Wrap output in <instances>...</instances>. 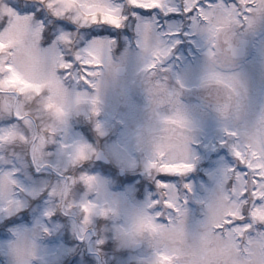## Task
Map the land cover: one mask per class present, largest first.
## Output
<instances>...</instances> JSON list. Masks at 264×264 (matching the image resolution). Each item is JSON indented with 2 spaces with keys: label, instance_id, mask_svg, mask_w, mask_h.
<instances>
[{
  "label": "snow or ice",
  "instance_id": "1",
  "mask_svg": "<svg viewBox=\"0 0 264 264\" xmlns=\"http://www.w3.org/2000/svg\"><path fill=\"white\" fill-rule=\"evenodd\" d=\"M153 12L169 22L190 19L206 42L207 66L201 86L215 94V109L225 121L242 120L249 96L246 75L240 66L243 48L237 38L241 33L264 27V0H183L180 7L171 5L169 0H0V109L29 129H33L32 112L26 107L29 104H38L43 117L56 121L43 125L39 131L33 130L31 138L16 127L0 128V147L17 142L30 145L37 170L46 167L45 148L67 124L68 113L63 105L88 98L95 114H99L98 96L73 94L66 84L75 79L86 88L99 90L95 81L105 69L113 67L110 53L115 41L93 37L119 36L121 33L112 29H124L130 17L139 21L138 46L145 57L144 70L155 75L179 43L165 38L179 33L171 28L164 31L159 20L141 18L151 17ZM97 27L102 31H96ZM79 30L86 31L89 43L75 52L73 59L71 53ZM149 96L156 107L168 103L174 111L159 116L163 134L148 169L166 174L160 176L161 180L193 172L196 157L191 145L195 143V128L179 93L157 81L151 85ZM227 135L231 139L225 147H230L231 156L227 152L222 155L231 166L223 169L196 235L190 237L186 229L184 205L188 201L185 199L182 204L169 184L159 185L165 199L147 205L136 215L130 229L124 231L127 238L145 232L154 236L166 234L174 246L158 254L157 264H264V113L242 134L228 131ZM62 147L71 152L69 160L73 165L95 154L86 144ZM14 176L13 171L0 174V201L7 205L3 209L7 212L19 207L12 198L14 189L19 187ZM80 181L89 190L101 187L96 176L83 175ZM185 188L192 191V185L186 184ZM63 191H69L68 183ZM81 207L87 225L99 209L92 203ZM152 209L157 215L150 214ZM166 210L167 223H157ZM101 214L107 216L108 212ZM45 215L52 217L53 212ZM213 242L214 246H210ZM35 248L33 236L27 231L17 233L12 245L17 264H30Z\"/></svg>",
  "mask_w": 264,
  "mask_h": 264
},
{
  "label": "rangeland",
  "instance_id": "2",
  "mask_svg": "<svg viewBox=\"0 0 264 264\" xmlns=\"http://www.w3.org/2000/svg\"><path fill=\"white\" fill-rule=\"evenodd\" d=\"M114 2L123 3L124 0ZM169 3L180 7L183 0H169ZM141 18L159 20L164 31L171 28L179 33L165 38L171 42L179 41L172 53V64L159 68L155 76L144 70L146 61L138 46L139 21L130 17L124 29H112L113 32H120L119 36L105 34L103 37H93L115 41L110 53L113 67L105 69L103 75L95 81L100 85L99 90L85 88L75 79L66 84L73 94L86 92L90 97L98 96L100 103L96 108L99 114H95L88 98L82 99L80 103H76L74 99L71 104H64V111L68 113L67 124L61 127L54 142L46 146L47 166L39 171L31 160L30 145L17 142L0 147V160L7 162L0 163V174L6 171L15 172L14 179L19 185L14 189L12 197L19 204L17 210L4 211L7 205L0 201V234L7 236H0V254L5 259L3 264H17L12 245L17 239V233L24 231L34 237L36 245L30 264H157L158 254L174 246L167 235L161 233L154 236L145 232L143 235L127 238L124 231L130 229L136 215L147 205L165 199L160 184L171 185L182 204L185 199L188 201L184 207L187 211L186 229L189 236H194L201 230L206 215V203L216 191L223 169L231 166L227 165L226 157L222 155L227 152L231 156L230 147H225L231 139L227 132L236 131L242 134L245 127L254 123L262 114L260 102L264 96V27H258L248 33V39H252V47L247 51L249 60L240 61L246 75L249 96L244 116L240 121H225L217 115L219 113L215 109L216 103L211 95L213 93L207 95L210 90L201 86L207 66L206 42L197 34L193 25L190 30L189 19L169 22L156 12H153L151 17ZM185 26L187 30H184ZM79 31L77 45L71 53L73 59L75 52L81 51L89 43L86 31ZM96 31H102V28L97 27ZM242 34L238 35L237 43L244 37ZM194 59H197V62L192 64ZM117 67L124 69L123 77L116 76ZM157 81L165 83L170 90L179 93L180 102L193 121L195 143L191 145V149L196 159L192 173L199 172V183L193 184L187 174L174 182L157 180L152 191H149L145 181V188H140L139 192L138 184H141L142 180L138 177L131 181L139 172L144 171L145 175L150 177L166 175L148 169L149 162L155 158L156 143L163 134L159 116L174 111L171 104L158 102L159 107H156L150 103L149 89ZM183 90L193 92L186 94ZM194 92L199 93V100L195 98ZM183 95L185 97H182ZM26 107L32 112L33 129L8 116L2 109L0 128L16 127L31 138L33 130L39 131L45 124L56 123L54 119L40 114L38 104H29ZM77 144L90 146L95 154L88 160L73 165L69 160L71 152L66 151L62 145ZM99 149H103L112 161L109 168L102 169L94 164V157ZM211 150L215 151V155L207 160L206 153ZM94 168H100L109 174H102L100 169L96 170L95 174H90L89 171ZM120 170L125 171V177L119 176ZM56 174L58 176L54 180L53 176ZM113 174L114 177H110ZM83 175L98 177L101 182L100 189L89 190L80 181ZM72 180L76 183L72 184ZM65 182L70 184L71 188L67 192L63 191L62 198L67 199L70 192L71 195L67 203H62L59 197H53L51 193L56 184ZM186 184L192 185L191 197L180 190V185L185 187ZM189 200L197 203L200 209L195 210L197 207L190 205ZM86 203H92L99 209L87 225L84 224L85 215L81 207ZM69 205L72 207L69 208ZM48 211L53 212L52 217L45 215ZM103 211H107L108 215H102ZM198 212L201 213V219L198 218ZM150 214L157 215L154 209L150 210ZM161 218L157 223H167V210ZM12 219H15V222L11 223L12 230L9 233L8 227L3 226L8 225V220ZM19 219H28L31 223H17L16 220ZM49 233L53 236H49ZM74 237L86 247L77 245ZM138 243L142 248L137 253H132L133 247ZM210 246H214V242Z\"/></svg>",
  "mask_w": 264,
  "mask_h": 264
},
{
  "label": "flooded vegetation",
  "instance_id": "3",
  "mask_svg": "<svg viewBox=\"0 0 264 264\" xmlns=\"http://www.w3.org/2000/svg\"><path fill=\"white\" fill-rule=\"evenodd\" d=\"M243 36H244V38H246L247 40H249V44H248V46H247V49L248 50H250V48H251V39H248V33L247 34H242ZM241 39V38H240ZM240 39L238 40V44H239V42H240ZM247 50V51H248ZM249 59H247L245 62H247ZM262 61L264 62V54L262 55ZM183 92H185L186 94L188 93V92H193V91H188V90H183ZM198 92H200V91H198ZM198 92H194L193 94L195 95V98L196 99H200V97H198L199 96V93ZM212 92L210 91V92H208L207 93V95L208 94H211ZM211 95H213V99L215 100V102L214 103H216V97H215V94L213 93V94H211ZM211 95H209V96H211ZM254 95L256 96V92H254ZM208 96V97H209ZM182 97H185L184 95L182 96ZM262 99H263V101L262 102H260V105H261V112L262 113H264V96L262 97ZM219 117H221V115H219V114H217ZM222 118V117H221ZM222 119H224V118H222ZM155 180V179H154ZM213 245V244H212Z\"/></svg>",
  "mask_w": 264,
  "mask_h": 264
},
{
  "label": "clouds",
  "instance_id": "4",
  "mask_svg": "<svg viewBox=\"0 0 264 264\" xmlns=\"http://www.w3.org/2000/svg\"><path fill=\"white\" fill-rule=\"evenodd\" d=\"M69 83H70V81H69ZM83 87L86 88V86H84V85H83ZM0 163H7V162H6V161H2V160H0ZM65 183H67V182H65ZM65 183H64V184H65ZM64 184H56V185L52 188V192H55V193H56V195L53 196V197H59L62 203H67L68 200L70 199L71 192H70V194L68 195L67 199L62 198V193H63V186H64ZM70 188H71V185L69 184V189H70ZM161 219H163V218H161Z\"/></svg>",
  "mask_w": 264,
  "mask_h": 264
},
{
  "label": "water",
  "instance_id": "5",
  "mask_svg": "<svg viewBox=\"0 0 264 264\" xmlns=\"http://www.w3.org/2000/svg\"><path fill=\"white\" fill-rule=\"evenodd\" d=\"M244 50V49H243ZM244 52V51H243ZM242 56H243V54H242ZM116 74L118 75V76H122L123 74H124V69L123 68H117V70H116ZM96 161H104V162H108V160L106 159V157L104 156V154L103 153H99L98 155H97V157H96ZM139 248V245L135 248V250L136 249H138Z\"/></svg>",
  "mask_w": 264,
  "mask_h": 264
}]
</instances>
